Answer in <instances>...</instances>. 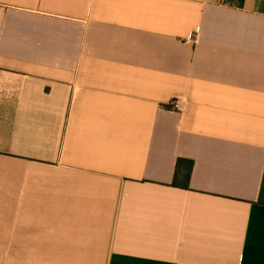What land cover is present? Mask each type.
Instances as JSON below:
<instances>
[{
	"label": "crops",
	"instance_id": "crops-1",
	"mask_svg": "<svg viewBox=\"0 0 264 264\" xmlns=\"http://www.w3.org/2000/svg\"><path fill=\"white\" fill-rule=\"evenodd\" d=\"M263 175L264 0H0V264H264Z\"/></svg>",
	"mask_w": 264,
	"mask_h": 264
},
{
	"label": "trees",
	"instance_id": "trees-1",
	"mask_svg": "<svg viewBox=\"0 0 264 264\" xmlns=\"http://www.w3.org/2000/svg\"><path fill=\"white\" fill-rule=\"evenodd\" d=\"M194 163L187 159H178L172 186L188 190L192 176ZM260 203L264 204V175L260 194Z\"/></svg>",
	"mask_w": 264,
	"mask_h": 264
},
{
	"label": "built area",
	"instance_id": "built-area-1",
	"mask_svg": "<svg viewBox=\"0 0 264 264\" xmlns=\"http://www.w3.org/2000/svg\"><path fill=\"white\" fill-rule=\"evenodd\" d=\"M170 108L174 111H180V112L183 111V109L180 105V102L178 100L173 101Z\"/></svg>",
	"mask_w": 264,
	"mask_h": 264
}]
</instances>
